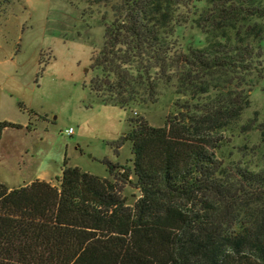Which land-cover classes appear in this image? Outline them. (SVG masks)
I'll use <instances>...</instances> for the list:
<instances>
[{
	"label": "trees",
	"instance_id": "trees-1",
	"mask_svg": "<svg viewBox=\"0 0 264 264\" xmlns=\"http://www.w3.org/2000/svg\"><path fill=\"white\" fill-rule=\"evenodd\" d=\"M85 1L113 13L91 58L101 104L144 107L164 87L186 99L161 127L128 119L117 147L131 142L132 167L103 159L108 178L65 159L58 186L0 182V264H264V153L255 167L217 156L249 106V76L264 75V0ZM181 9L205 42L175 51Z\"/></svg>",
	"mask_w": 264,
	"mask_h": 264
},
{
	"label": "rangeland",
	"instance_id": "rangeland-1",
	"mask_svg": "<svg viewBox=\"0 0 264 264\" xmlns=\"http://www.w3.org/2000/svg\"><path fill=\"white\" fill-rule=\"evenodd\" d=\"M180 11L189 21L177 27L174 50L203 45L205 36L188 10ZM103 16L113 19L109 6L85 0H0V123L17 125L0 128V182L8 188L36 179L58 186L65 159L67 166L103 178L109 177L103 159L132 167L131 142L117 147L130 130L128 119L142 116L161 127L185 101L174 87H164L156 103L123 109L103 105L90 93L88 83L96 74L91 58L103 45ZM258 22L264 26V18ZM262 73L249 76V106L217 153L226 165L262 164ZM251 125L253 130L242 128ZM68 128L72 135L65 133ZM137 193L133 185L123 192L130 205Z\"/></svg>",
	"mask_w": 264,
	"mask_h": 264
},
{
	"label": "crops",
	"instance_id": "crops-1",
	"mask_svg": "<svg viewBox=\"0 0 264 264\" xmlns=\"http://www.w3.org/2000/svg\"><path fill=\"white\" fill-rule=\"evenodd\" d=\"M40 11H41V10L35 11V13H37V14H36V16L34 17V21H38V20H39V19H38V18H39L38 16H39V13H41ZM45 20H46V13H45ZM5 73H6V74L8 73V70H7V69L5 70Z\"/></svg>",
	"mask_w": 264,
	"mask_h": 264
},
{
	"label": "built area",
	"instance_id": "built-area-1",
	"mask_svg": "<svg viewBox=\"0 0 264 264\" xmlns=\"http://www.w3.org/2000/svg\"><path fill=\"white\" fill-rule=\"evenodd\" d=\"M65 133H66L67 135H72V134H73V129H72V128H68V129L65 131Z\"/></svg>",
	"mask_w": 264,
	"mask_h": 264
},
{
	"label": "water",
	"instance_id": "water-1",
	"mask_svg": "<svg viewBox=\"0 0 264 264\" xmlns=\"http://www.w3.org/2000/svg\"><path fill=\"white\" fill-rule=\"evenodd\" d=\"M137 195L140 197V193H137Z\"/></svg>",
	"mask_w": 264,
	"mask_h": 264
}]
</instances>
